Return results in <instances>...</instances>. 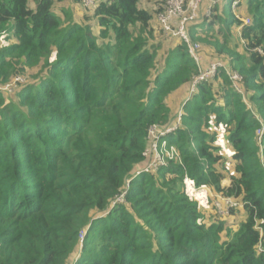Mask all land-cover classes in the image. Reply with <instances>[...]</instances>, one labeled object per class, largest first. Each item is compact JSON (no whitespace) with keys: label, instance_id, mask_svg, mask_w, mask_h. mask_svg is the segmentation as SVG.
I'll return each mask as SVG.
<instances>
[{"label":"trees","instance_id":"trees-1","mask_svg":"<svg viewBox=\"0 0 264 264\" xmlns=\"http://www.w3.org/2000/svg\"><path fill=\"white\" fill-rule=\"evenodd\" d=\"M80 1L0 0V264H264V0H242L249 25L231 0L189 25L243 93L225 69L197 85L166 139L178 158L135 178L199 67L148 0ZM222 198L240 207L222 216Z\"/></svg>","mask_w":264,"mask_h":264},{"label":"built area","instance_id":"built-area-1","mask_svg":"<svg viewBox=\"0 0 264 264\" xmlns=\"http://www.w3.org/2000/svg\"><path fill=\"white\" fill-rule=\"evenodd\" d=\"M81 6L85 9L94 8L97 5L98 0H81ZM221 0H167L164 7H162L160 13L157 14L156 19L161 25L163 32L167 36H171L175 39H179L184 42L189 49L190 54L199 67V74L196 76L191 84L190 95H192L202 82H206L212 79L220 69H225L228 72L229 77L234 82L238 92L243 93L240 87V81L242 77L233 73L228 69V66L222 61L216 60L209 62L207 57L202 54V45L192 42L188 27L191 23L202 19L201 8L204 4H207L206 12L203 15L205 19L210 18L215 6L220 3ZM242 0H231L232 13L238 21L243 25H249L250 19L244 18L240 13V5ZM175 24V25H174ZM239 29V32L242 28ZM261 52V51H260ZM23 77H16L12 83L4 87V91L11 92L14 86L18 83H25ZM15 86V87H16ZM183 108L178 113L176 120L168 127L154 126L149 132V147L145 152L146 165L138 168L135 172L134 178L140 176L143 173H151L157 171L160 168L166 167L169 161L176 160L178 158V152L174 146H171L166 140L167 137L176 132L181 124V116ZM264 135V127L258 132L259 139L262 140ZM131 181L127 183L129 186ZM125 194H123L117 202H123ZM217 210L220 215L227 216L230 211L240 206L231 198H225L224 202L216 203ZM86 233L81 235V242L83 243ZM259 254H264V244H260L258 249Z\"/></svg>","mask_w":264,"mask_h":264},{"label":"rangeland","instance_id":"rangeland-1","mask_svg":"<svg viewBox=\"0 0 264 264\" xmlns=\"http://www.w3.org/2000/svg\"><path fill=\"white\" fill-rule=\"evenodd\" d=\"M225 1V0H224ZM166 2H167V0H164V1H161V0H148V1H144V2H142L141 3V8L142 9H145V10H147V11H150L151 13H153L154 15H155V9L154 8H156V10H159L160 8H162V7H164V5L166 4ZM220 4V5H219ZM217 6H216V8L214 9V11H217V9H219V8H221V6L223 5L224 6V2H223V0L219 3ZM203 8H207V4H204L203 6H202V8H201V10L203 9ZM240 13H241V15L244 17V18H250V17H248V16H246L245 15V13H244V5H240ZM156 16H157V14L155 15V18H156ZM154 18V19H155ZM156 21V20H155ZM154 21V26H156L157 27V22H155ZM155 35H156V40L157 41H159V42H165V40H166V38L165 37H162V35H161V32L159 31V30H157V32L155 31ZM178 40V39H177ZM167 41V40H166ZM170 45L171 44H173L171 41H169L168 42ZM31 76V74L29 73V77ZM26 80H27V82H28V80H30L29 78H27V77H24ZM26 82V83H27ZM16 86V85H15ZM14 86V88H13V90L11 91V93L10 94H14V92H15V90H18L19 88H17V86L15 87ZM172 107H173V110H175V107H176V102H174L173 103V105H172ZM183 108V107H182ZM181 108V109H182ZM181 109H180V111H181ZM179 111V112H180ZM226 135L224 134H222V133H219V138L218 139H216V142H215V145L216 146H220L221 148H222V152H223V155H224V157L225 158H227L229 161L231 160V150L229 149L230 147L228 146V144H227V140H226ZM176 151H177V149H176ZM224 185L225 186H227V185H229V183H228V181L226 182H224ZM189 193H191V196L196 200V201H200V204L202 205V206H206L207 205V203H208V196H207V193H205V192H203V191H199V190H193L192 188H191V186H189ZM224 199L225 198H222L221 200L224 202ZM208 206L209 207H212V205L211 204H209L208 203ZM243 220V218L240 216V215H235L234 217H232L231 218V220H230V224H233V225H236V226H239V223L241 222Z\"/></svg>","mask_w":264,"mask_h":264},{"label":"crops","instance_id":"crops-1","mask_svg":"<svg viewBox=\"0 0 264 264\" xmlns=\"http://www.w3.org/2000/svg\"><path fill=\"white\" fill-rule=\"evenodd\" d=\"M222 1V0H221ZM224 1V0H223ZM219 4V3H218ZM217 4V5H218ZM216 5V6H217ZM220 5V4H219ZM208 6V5H207ZM215 6V7H216ZM223 6V5H222ZM222 6H221V8H222ZM155 10H156V8H154ZM205 12H206V8H203L202 10H201V15H202V19H205V18H203L204 16V14H205ZM156 22L158 23V21H157V19H156ZM159 24V23H158ZM175 25V24H174ZM203 49V48H202ZM203 51V50H202ZM203 55L204 56H206L207 57V59L209 58L208 57V55L206 54H204L203 53ZM188 98H189V88L188 89H185L184 91H181V92H178L176 95H174L172 98H171V100H170V102H171V105H173V103L174 102H176V110H174L175 111V113H174V115L177 117L178 116V113H179V111H180V109L185 105V103L187 102V100H188ZM227 182L228 181V183H229V185H227V186H225L224 185V182ZM225 181H223V185L225 186V187H229L230 185H231V183H230V181L229 180H225ZM199 191H203V192H205V193H207V196H208V199H209V197H211L212 198V196L214 195L213 193H212V191L210 190V189H207V188H205V189H203V190H199ZM220 202H222V201H220ZM242 215V214H241Z\"/></svg>","mask_w":264,"mask_h":264}]
</instances>
